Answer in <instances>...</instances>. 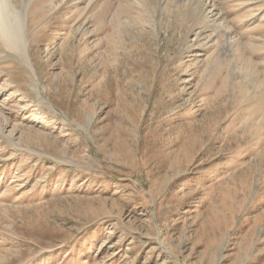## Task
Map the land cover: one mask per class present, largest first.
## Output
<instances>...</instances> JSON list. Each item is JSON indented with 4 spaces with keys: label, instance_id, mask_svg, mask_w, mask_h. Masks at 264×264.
<instances>
[{
    "label": "rangeland",
    "instance_id": "rangeland-1",
    "mask_svg": "<svg viewBox=\"0 0 264 264\" xmlns=\"http://www.w3.org/2000/svg\"><path fill=\"white\" fill-rule=\"evenodd\" d=\"M5 2L0 264H264V0Z\"/></svg>",
    "mask_w": 264,
    "mask_h": 264
},
{
    "label": "bare ground",
    "instance_id": "bare-ground-1",
    "mask_svg": "<svg viewBox=\"0 0 264 264\" xmlns=\"http://www.w3.org/2000/svg\"><path fill=\"white\" fill-rule=\"evenodd\" d=\"M6 8L5 0H0V38L3 39L6 45L24 57L27 48L25 40L26 30L24 27V14L26 10L24 12L20 11L21 13L17 12L15 19L13 18L15 22L13 21L12 23Z\"/></svg>",
    "mask_w": 264,
    "mask_h": 264
}]
</instances>
